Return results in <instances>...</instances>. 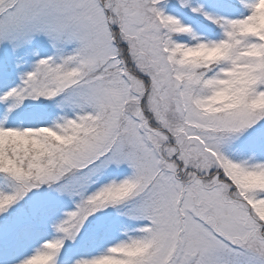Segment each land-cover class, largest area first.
Here are the masks:
<instances>
[{"label": "snow or ice", "instance_id": "snow-or-ice-1", "mask_svg": "<svg viewBox=\"0 0 264 264\" xmlns=\"http://www.w3.org/2000/svg\"><path fill=\"white\" fill-rule=\"evenodd\" d=\"M0 264H264V0H0Z\"/></svg>", "mask_w": 264, "mask_h": 264}]
</instances>
